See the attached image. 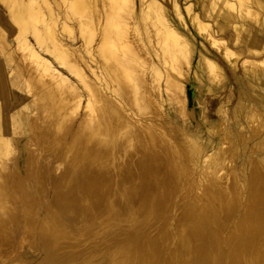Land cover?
<instances>
[{
	"label": "bare ground",
	"instance_id": "6f19581e",
	"mask_svg": "<svg viewBox=\"0 0 264 264\" xmlns=\"http://www.w3.org/2000/svg\"><path fill=\"white\" fill-rule=\"evenodd\" d=\"M0 100V264H264V0H0Z\"/></svg>",
	"mask_w": 264,
	"mask_h": 264
},
{
	"label": "rangeland",
	"instance_id": "374dc122",
	"mask_svg": "<svg viewBox=\"0 0 264 264\" xmlns=\"http://www.w3.org/2000/svg\"><path fill=\"white\" fill-rule=\"evenodd\" d=\"M196 81L197 80L195 79L193 82H196ZM196 85H199L198 81L196 82ZM198 103H199L198 100H195V98H194L193 102H191V104H190L189 110L192 111L194 109V106H197L195 108L198 109ZM193 104H194V106H193ZM32 106H33V109L35 110L34 112L36 113V116H37L38 115L37 103L32 104ZM199 110H202V108L201 109L199 108ZM39 121H41L40 118H38V122ZM187 123L189 126H191V127L194 126V128L196 129V125L195 124L193 125L191 120L188 119ZM12 129H15V128H12ZM199 131L203 132V133L205 132L202 129H199ZM25 152H26V150H25ZM27 152H28V150H27ZM31 152H34L36 154V158H37V160H36L37 165H36V168L34 171V173L36 172L35 177L40 181V183H43V185L47 186L46 196H45L44 201H43V207H44V205L46 206L50 203L52 204L54 201L53 186H54V183H55V180L57 177V173H55V170H54L55 169L54 168L55 167V161L54 160L47 161L46 159H44L46 155L43 154V152L41 151V148H39V147L32 148L30 153ZM18 153L19 152L15 149V147H12V152L8 156V160L11 163L16 161V157L18 156ZM1 216H2V214H1ZM19 239L20 238L15 237V235H10V236L2 238V239L0 237V250H1V245H7L9 248H11L13 240L20 241ZM34 240L35 239L32 238V235L29 234L28 239L26 241H24V243L22 244L23 245L22 252L26 253L28 258H32L35 261L38 258L37 256H38V249H39L38 247L39 246L36 247L37 244L34 243ZM19 243H17V245H19Z\"/></svg>",
	"mask_w": 264,
	"mask_h": 264
}]
</instances>
